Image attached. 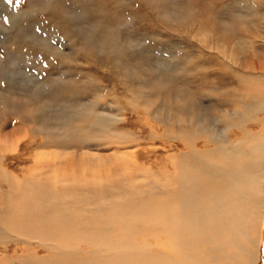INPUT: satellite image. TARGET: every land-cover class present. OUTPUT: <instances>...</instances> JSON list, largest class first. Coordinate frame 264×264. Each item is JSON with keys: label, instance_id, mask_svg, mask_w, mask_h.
<instances>
[{"label": "rangeland", "instance_id": "374dc122", "mask_svg": "<svg viewBox=\"0 0 264 264\" xmlns=\"http://www.w3.org/2000/svg\"><path fill=\"white\" fill-rule=\"evenodd\" d=\"M263 92L264 0H0V264L57 256L53 246L44 249L47 242L3 226L21 208L16 197L7 207V194L14 180L48 185L65 158L86 150L123 154L124 173L100 186H72V197H46L60 204L61 214L49 212L56 223L64 218L86 233V224L111 218L117 227L130 213L120 207L132 204L145 217L165 204L169 189L192 204L190 212L197 200L204 208L199 194L212 185L213 150L225 151L250 130L264 142ZM9 137H17L14 148ZM38 154L57 158L37 165ZM257 162L264 169V160ZM187 180L190 190L180 193ZM29 205L19 210L26 218ZM262 220L252 264H264ZM163 230L139 233L134 244L177 264L178 254L167 249L173 236ZM77 245L64 247V257L74 264L95 258L94 244Z\"/></svg>", "mask_w": 264, "mask_h": 264}, {"label": "bare ground", "instance_id": "6f19581e", "mask_svg": "<svg viewBox=\"0 0 264 264\" xmlns=\"http://www.w3.org/2000/svg\"><path fill=\"white\" fill-rule=\"evenodd\" d=\"M260 107L261 106H259V109ZM262 109H264V103ZM262 123L261 121L260 124L262 125ZM259 131L257 130L256 132L259 133ZM248 132L242 134L243 137H238V141L240 138L241 141L237 144L234 142V139L233 141H229L228 143L232 145L225 146V151L220 150V148L217 151L215 150L216 148L213 150L211 165H213L214 171L210 181L212 185L206 186L203 193L199 194L200 198L204 200V208H202V203L195 199L199 203L195 206V210L190 212L189 207H191L192 204L188 200H184L181 194H178L179 198L175 199L176 195H173V193H175L174 190L171 191L169 189L164 193L165 197H169V199H165V204L162 206L163 208H152V211L148 215L145 212L147 215L145 217H139V215H137L138 209L132 206V204L128 207L124 205L120 207L119 210H128L130 213L126 215V217L121 216L118 220L116 219L117 227H114L115 224H112L111 218H101L102 220L99 222L96 220V223H94L95 225H87L83 220L82 223L84 222L87 228L86 233H82L79 229L76 230V226L78 227V225L74 222L73 224H69V222L66 223V221L64 222V218L56 223V218H58L55 217L56 213L58 211V213L61 212V208L59 207L60 204L57 205L54 201L55 199L49 201L46 197L51 196V198H55L70 194L72 186L86 185L88 187L89 185V188L95 185L100 186V184H104V182L109 183L112 176L116 177L117 171H119L120 176L124 173L125 165L123 164L125 159L123 160V154L118 156L119 152L116 150L112 155L104 154V152L95 153L94 151L89 152L86 150L82 152L77 159H73L72 156H66L67 158L64 159V165L67 166L62 171L55 169V171L48 176L47 180H50L48 181L50 182L48 184L50 187L45 184L43 186L36 185L33 188L30 186V183L20 186L19 183H17L18 181L14 180V185H12L11 188L14 192H11L12 195L10 193L9 195L7 194V207H9L8 199L13 200V198L16 197L15 203L21 208H26L31 204V206L29 205L30 208H27L29 210L28 213L30 212V217L26 218L22 212H19V210H21L20 208L16 211L17 214H12L9 218L5 217L7 218L6 220L1 219L4 220L3 223L5 225L3 226H6L11 232L19 230L24 231L26 233L25 236L33 237L40 245H42L41 242H47L46 245L44 244V249H48L46 246L51 245V247L53 246L59 251L54 259L46 260L45 256L39 259L35 257L36 259L32 261L38 264H74L71 259L64 257V247L69 250L71 246L80 243H85V245L94 244L91 245L92 247L89 253L95 257L93 260L83 258L80 264H171L170 261L163 257V254L157 256L155 260L154 257L149 255V250L138 248L134 244V238L137 234L140 233V235L145 236L146 232L151 233V230L163 233V229H165L168 236H173L172 239L168 240L170 242L167 245V249L175 251L178 254L177 264H186L184 261L188 260L190 256L195 258L196 261H194V264H252L254 259L253 251L257 244L256 239L259 222L264 218V177L263 174H261L262 170L260 171V169L263 168L259 169L258 166H260L261 162H257L259 159L263 163L264 142L260 139V135V138L256 136L258 134L254 133V131H252L253 133L250 132L252 135ZM260 133L262 134V132ZM16 140L17 137L16 139L9 137L7 144L11 148H14ZM209 141L210 140L207 139V142ZM233 142L235 144H233ZM202 147L207 148L206 146ZM258 151H260V154ZM215 152H219L223 156L221 154L216 155ZM39 154L36 155L37 157L35 159L37 165L43 162H53L54 159L57 158V154H53L54 157L50 156V154ZM62 157L64 156L62 155ZM62 157L60 156V159H62ZM261 165L263 166V164ZM196 169L199 171V174ZM39 172L40 171H34L35 174ZM4 173L6 174V172ZM180 173L186 174V171L181 168ZM201 174H203L202 170L196 167L195 172L193 171L194 177L197 179L198 175ZM45 178H47V175ZM189 179L192 180L191 178ZM32 181L31 183L34 182ZM71 182H74L75 185H72ZM204 184H206L205 181ZM9 186L10 185H8V187ZM58 186L65 189L59 191L57 189ZM50 188H53V190ZM184 189L187 191L190 190L188 180L182 183L180 193L185 192ZM19 193L21 194L18 197L17 195ZM24 193L27 195L26 198ZM22 194H24V196H21ZM30 194L31 196H28ZM69 196L70 195H67V197ZM45 199L48 201V204L44 205L43 203L46 202ZM166 200L168 201L166 202ZM10 205L12 204L10 203ZM38 205L44 206L43 209ZM4 208L6 207H3V210ZM49 212L55 214L53 219L49 218L51 217ZM82 213L84 212L82 211ZM9 214L6 216H9ZM54 219H56V221ZM67 220L69 219L67 218ZM138 220L142 225L141 230L136 229L137 225L133 227L134 224H137L135 221ZM78 221L80 222V220ZM261 223H263V220ZM261 223L260 227L262 226ZM54 224H56V226H54ZM141 232H143V234ZM16 233L17 235H21L20 232ZM4 234L2 236H4ZM80 234H83L82 237H80ZM106 235L108 237L105 238L104 236ZM88 236L92 237L88 238ZM15 238L16 240L18 239L17 237ZM77 247L79 246L77 245ZM36 252L38 253V251ZM161 252L163 253V249ZM33 258L34 257H32V259ZM56 259L57 262L55 261ZM28 264L30 263L28 262Z\"/></svg>", "mask_w": 264, "mask_h": 264}, {"label": "snow or ice", "instance_id": "6c2138e0", "mask_svg": "<svg viewBox=\"0 0 264 264\" xmlns=\"http://www.w3.org/2000/svg\"><path fill=\"white\" fill-rule=\"evenodd\" d=\"M9 3H11V0H8Z\"/></svg>", "mask_w": 264, "mask_h": 264}]
</instances>
